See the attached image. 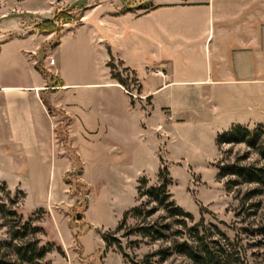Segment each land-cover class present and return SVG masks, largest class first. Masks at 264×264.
<instances>
[{
	"label": "crops",
	"instance_id": "1",
	"mask_svg": "<svg viewBox=\"0 0 264 264\" xmlns=\"http://www.w3.org/2000/svg\"><path fill=\"white\" fill-rule=\"evenodd\" d=\"M151 4L154 8L120 13L121 5L100 2L78 24L63 26L59 43L43 59L60 81L50 92L48 79L34 67L40 41L31 64L23 54L24 39L0 45V172L14 176L24 191V177L31 176L38 204L47 190L51 194L59 186L58 146L66 148L57 127L65 117L67 141L85 175L87 164L102 156L129 158L126 165H134L138 146L150 147L156 159L175 154L186 119L202 117L205 101L214 94L236 95L252 110L232 124L264 125V0ZM111 58L135 72L149 110L132 104L112 80ZM20 69L28 70L29 78L11 79ZM41 96L59 113L48 112ZM0 180L10 184L9 178Z\"/></svg>",
	"mask_w": 264,
	"mask_h": 264
},
{
	"label": "rangeland",
	"instance_id": "2",
	"mask_svg": "<svg viewBox=\"0 0 264 264\" xmlns=\"http://www.w3.org/2000/svg\"><path fill=\"white\" fill-rule=\"evenodd\" d=\"M100 2H105L107 7L123 6L121 0H0V45L11 38L24 39L25 41L21 42L23 54L28 63H34L33 47L36 42L40 41V51L45 53L50 48L47 46L48 42L54 39L53 36L52 40L45 41L46 36L51 33L37 32V25L52 20L57 12H81L82 15H89ZM135 3L137 4V1ZM70 22L63 24L62 29L63 26L69 27L67 24H78L77 21ZM42 55L40 52L39 58ZM112 63L114 69L107 66L109 72H119L127 79V85L122 88L132 93L133 96L126 93L132 104L139 103L149 110L150 100L140 97V83L134 75L135 72L130 68L123 70L124 66L115 60ZM19 73L20 76L10 74V78H21L22 81L29 78L28 70L20 69ZM236 98V95H227V99H223L214 94L212 100H206L202 117L186 119L185 125L178 133L175 154L171 153L168 157L156 159L150 147L138 146L134 165H126L129 158L117 160L102 156L95 165L87 164L85 175L78 173L76 154L69 142L67 147L65 146L67 149L61 150L58 146V160L61 165L60 175L58 174L59 186L51 194L47 190L45 198L40 200L39 204V190L36 189L31 176L24 177V191L13 182L14 176L0 172V179H10L9 185L0 180V187L4 183L12 196L19 191L23 193L17 208L22 220H29L32 225L41 229L37 234L40 246L49 249L41 263L130 264L115 246H105L102 235L113 231L120 224L125 211L145 201L146 198L140 196V193L158 184V168L163 164L171 178L168 187L171 199L193 216L194 224L202 220L205 225L217 226L226 235L244 264H264V236L255 232L264 226V187L261 194L249 198L245 197L246 194L257 186L243 184L227 191V179L217 178V166L234 161L255 164L257 160L256 155L249 152L243 144H221L219 147L216 145L218 134L226 131L232 123L245 120L252 113V110L247 108V103L243 105ZM61 119L59 117V120ZM65 124L63 121L57 130L65 131ZM257 125L264 129L263 124L256 123L243 126L252 129ZM58 136L61 140L62 135ZM54 143L60 145L61 141ZM135 144L134 142L133 145ZM43 176L42 174V179ZM38 178L41 179L40 174ZM140 179H146V185L138 193ZM85 185L89 188L88 193ZM4 195L0 190V199L3 200ZM77 212L82 214L79 220L75 217ZM163 217L164 212L159 209L151 219L160 222ZM138 221L129 213L125 225L114 234L124 251L136 261H140L145 254L167 245L162 241L141 238L139 235L123 237L125 231L138 224ZM6 240V229L0 225V242ZM135 240L139 241L137 245L130 243ZM174 260L178 261V258Z\"/></svg>",
	"mask_w": 264,
	"mask_h": 264
},
{
	"label": "trees",
	"instance_id": "3",
	"mask_svg": "<svg viewBox=\"0 0 264 264\" xmlns=\"http://www.w3.org/2000/svg\"><path fill=\"white\" fill-rule=\"evenodd\" d=\"M121 1L123 6L119 10L120 13L127 12L131 8L145 10L154 8L149 0ZM135 1H137V4ZM81 17V12L75 14L57 12L52 20L37 25L35 29L41 33H54V39L47 44L48 47L52 48L59 43L62 25L71 23L70 21L79 23ZM40 52L43 55L35 62L34 67L48 79L50 85L46 92H50L55 86L59 85L60 81L45 69L42 63L45 53L43 50ZM113 61L111 58L107 63V66L111 69H114ZM117 62L123 65L121 61ZM127 69L129 70L128 67L124 66L123 70ZM132 73L134 74L133 71ZM110 75L121 86L127 85V79L123 78L119 72L110 71ZM41 100L48 112L59 113L45 97L41 96ZM63 121L67 124L68 118L65 117ZM57 135H62L63 145L67 147L66 131L57 130ZM215 141L217 147L221 144H243L249 152L257 157L255 164H242L239 161H234L217 166V178L227 179L225 189L231 191L232 188L240 185L250 184L257 187L247 193L245 197L250 198L253 195L261 194L264 187L263 127L257 125L250 129L240 124H233L226 131L218 134ZM76 159L79 168L78 173L81 174V162L78 156H76ZM67 176L68 174L65 177ZM157 178L158 184L145 189L142 193L140 191L146 185V179L138 181L137 192L146 199L138 206L125 211L120 224L113 231L102 235V241L106 247L115 246L121 256L130 264H244L226 235L217 226L205 225L202 220L194 224L193 216L176 205L171 199V194L168 190L171 178L165 165L161 164L158 168ZM85 189L88 193L89 188L86 185ZM0 190L5 194L4 199H0V225L6 229L8 236V240L0 242V264H42L41 262L49 249L40 246L37 234L41 232V229L32 225L29 220L23 221L22 216L17 211L23 193L19 191L12 196L4 183ZM159 209L164 212V217L160 222L153 221L151 218ZM129 213H132L139 221L135 226L128 228L123 237L139 235L141 238H147L151 241H162L167 243V245L145 254L140 261L130 257L124 251L119 239L114 237V234L125 225V219ZM255 232L264 236V226L256 229ZM130 243L137 245L139 241H130ZM174 258H178V261L174 260Z\"/></svg>",
	"mask_w": 264,
	"mask_h": 264
},
{
	"label": "water",
	"instance_id": "4",
	"mask_svg": "<svg viewBox=\"0 0 264 264\" xmlns=\"http://www.w3.org/2000/svg\"><path fill=\"white\" fill-rule=\"evenodd\" d=\"M82 214L80 212H77L75 217L77 220L81 219Z\"/></svg>",
	"mask_w": 264,
	"mask_h": 264
},
{
	"label": "built area",
	"instance_id": "5",
	"mask_svg": "<svg viewBox=\"0 0 264 264\" xmlns=\"http://www.w3.org/2000/svg\"><path fill=\"white\" fill-rule=\"evenodd\" d=\"M53 62H54L53 59H51L49 63H50V64H53ZM125 91H126V90H125ZM126 93H128L130 96H133L132 93L129 92V91H126Z\"/></svg>",
	"mask_w": 264,
	"mask_h": 264
}]
</instances>
